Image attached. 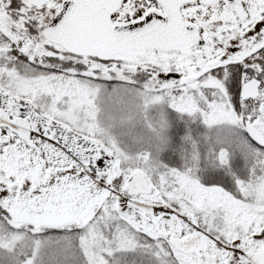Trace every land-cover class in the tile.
I'll list each match as a JSON object with an SVG mask.
<instances>
[{
	"label": "snow or ice",
	"instance_id": "snow-or-ice-1",
	"mask_svg": "<svg viewBox=\"0 0 264 264\" xmlns=\"http://www.w3.org/2000/svg\"><path fill=\"white\" fill-rule=\"evenodd\" d=\"M0 264H264V0H0Z\"/></svg>",
	"mask_w": 264,
	"mask_h": 264
}]
</instances>
